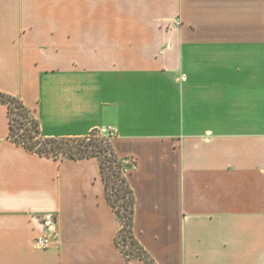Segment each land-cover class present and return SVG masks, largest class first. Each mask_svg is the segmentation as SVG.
I'll list each match as a JSON object with an SVG mask.
<instances>
[{"label":"crops","instance_id":"obj_1","mask_svg":"<svg viewBox=\"0 0 264 264\" xmlns=\"http://www.w3.org/2000/svg\"><path fill=\"white\" fill-rule=\"evenodd\" d=\"M0 92L45 138L117 131L156 264H264V0H0ZM121 229L99 160L27 152L0 105V264H146Z\"/></svg>","mask_w":264,"mask_h":264},{"label":"trees","instance_id":"obj_2","mask_svg":"<svg viewBox=\"0 0 264 264\" xmlns=\"http://www.w3.org/2000/svg\"><path fill=\"white\" fill-rule=\"evenodd\" d=\"M0 105L8 109L10 141L27 152L55 160H99L106 198L122 223L117 246L127 260L139 259L146 264H156L135 237V195L127 177L129 165L118 157L111 140L98 130L81 138H45L39 121L21 99L0 92Z\"/></svg>","mask_w":264,"mask_h":264},{"label":"built area","instance_id":"obj_3","mask_svg":"<svg viewBox=\"0 0 264 264\" xmlns=\"http://www.w3.org/2000/svg\"><path fill=\"white\" fill-rule=\"evenodd\" d=\"M117 131L113 130V131H109V132H105V133H101L100 134L110 140H112L113 137H115ZM125 164L129 165V169L133 170L136 168V163L135 161L131 160V159H125ZM55 218L54 217H50L49 219H46L45 225L46 227L50 230L52 237H55ZM52 237L49 236H42V237H38L35 239L34 244L35 247L38 249H42V250H47L51 247L52 245Z\"/></svg>","mask_w":264,"mask_h":264}]
</instances>
